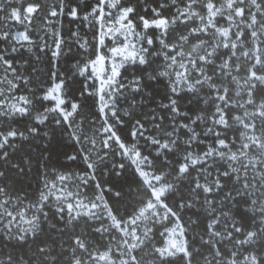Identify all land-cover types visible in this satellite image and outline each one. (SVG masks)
I'll return each mask as SVG.
<instances>
[{
    "label": "snow or ice",
    "instance_id": "6c2138e0",
    "mask_svg": "<svg viewBox=\"0 0 264 264\" xmlns=\"http://www.w3.org/2000/svg\"><path fill=\"white\" fill-rule=\"evenodd\" d=\"M180 2L184 6L177 7L171 17L162 14L161 9L166 7V4L162 3L150 9L152 18H146L138 15L136 7H121V0H97L96 6L84 16L85 20L94 17L100 23L101 44L105 36L116 33L125 35V40L128 36H135L138 42H142L138 49L131 43H125L123 48H113L111 52L114 56H122L125 61L131 60L140 65L151 66L153 61L150 58L163 53L165 62L161 66L159 76L171 77L174 74L175 78L171 79L170 96L165 97L168 103L163 105L161 111L171 113L173 123L168 126L171 127L169 132L163 123L157 122L163 121L167 118L166 116L153 117L154 127L151 131L158 135H146L145 133L149 130L140 120L133 125L130 135L133 138L143 139L146 146L155 149L156 155L152 159H149L151 153L143 155L137 145L126 146L113 130L114 125L108 123L109 112L105 110L110 111L111 117L115 118L117 123L121 122L116 109L118 101L114 100L113 96H118L128 88H131L133 92H139L140 81L133 80L128 85L120 82L119 69L123 67V63L114 64L110 75L101 82L100 88L90 94H99L100 97L99 110L105 121L103 132L107 134L104 146L110 147V142H115L121 154L127 156L136 166L148 199L142 201L143 207L129 220L113 215L112 209L103 200L102 194L97 195L94 200H89L87 204L83 201L76 204L69 203L66 205L69 217L65 221V229L69 223L77 222L82 217L100 220L101 216L107 215L112 222L110 228L101 224V227L96 228L95 231L110 234L111 229L122 233L119 240L113 237V240H116V249L120 251L121 256L127 257V259H122L120 264H142L138 256L133 253L137 249L143 250V247H147L146 242L150 240L152 230L147 228L142 234H138L137 221L147 219L146 213H150L153 218L159 216L161 220L174 218V226L166 228L161 234L167 237L164 246L152 249L153 257L158 259L160 264H171L169 258L177 256L180 257L182 264H192L196 256L203 257V253L192 250L191 244L185 239V228L180 223V216L177 211L173 210V207L165 203V199L168 198L166 194L175 197L179 191L175 187V182H167L168 177L175 173L177 177L187 178V194L181 193V203L178 208H191L197 202H200L201 207L206 206L204 218L208 222L204 227V235H207L209 239L203 241L202 247L207 249L211 260L203 257L205 264H264V0H223L220 7H217L213 0H206L203 3L201 0H180ZM172 6L176 7V0H172ZM2 8L3 5H0V9ZM197 8L200 11H196ZM113 9H118V16H113ZM38 11V4H29L26 8L13 9L9 19L21 25H27ZM63 11L61 7L60 12L53 10L49 16L56 17ZM225 12L228 13L227 27H218L216 18L223 19ZM68 14L74 19L79 18V9L70 7ZM134 20H138V23L142 25V32L136 31L137 25ZM192 23L196 26L188 29L187 35L177 37L180 46L187 44L190 38L197 41L192 44L185 60L184 53L178 52V45L168 42L169 29L172 25ZM149 30H153L151 34ZM155 30L159 31V35ZM208 33H211L209 39H199L201 35ZM57 37L54 41L55 50L51 52L53 60L60 57L63 52V38L58 34ZM246 40L251 41V46L242 51ZM0 41L14 42L10 44V50L13 53L19 50L16 45L22 46V42H32L27 27L24 32H17L15 35H11L10 31L0 32ZM157 45L158 49L153 51L152 49ZM44 46L48 47L47 44ZM129 48L133 51L128 52ZM221 48L229 50L226 59L223 58L224 54L218 55ZM201 51L202 55L199 54ZM172 52L177 54L173 55ZM238 52L246 58V65L237 62ZM104 60V56L98 55L96 60L79 69L80 74L83 75L90 66L95 68ZM217 60L220 61L219 72L216 71ZM13 63L14 60L7 58L6 50H0V71L6 74L3 79L9 90L16 88V84L7 79V74L11 73L15 79L20 78L16 76ZM209 70H211V75L208 74ZM156 71L157 69H153L154 73ZM233 71L238 74L243 71L245 75L237 78L233 76ZM95 74L93 71L92 75ZM224 77L228 78L227 84H225ZM63 88L64 82L61 80L45 91L38 101L40 107L43 108V101H52L53 106L44 108L43 111L37 110L34 116L32 109L35 105L29 97H15L16 103L9 104L7 107L3 101H0V117L28 115L37 124H44L49 114L55 113L59 117L56 123L67 122L77 112L79 105L71 103V111L66 109L65 100L60 95ZM205 88H207V98L201 97L196 102L199 104L203 99L208 108L202 109L205 115L197 117V121L201 119L205 123L210 121V126L206 131L198 134L195 129L189 128L188 124L177 125L175 121L177 117L191 119L187 114L180 112L179 102L183 98L181 93L199 96ZM0 96H3L2 92ZM178 127L188 129L190 133V135L185 133L188 139L183 142V145L176 135ZM229 131L238 133L235 140L229 139L227 135ZM30 132L36 133L37 128L33 127ZM23 135L15 129L0 132V160L8 159L9 153L6 149L10 147L11 140ZM201 135L205 139L211 136L212 139L211 143L205 146V151L197 152L192 146L193 142L202 143L198 140ZM236 141H239V146ZM181 151L183 155H179ZM168 155L177 157L176 163L172 165V171L167 174H158L163 173V166L167 163ZM161 156L165 157L163 162H161ZM69 159H75V157L70 156ZM88 159L86 157L85 162L89 169H93L94 164L88 163ZM235 164H239V167L234 166ZM210 167L217 169L215 176L209 170ZM146 168L150 170L146 171ZM220 168L225 170L219 171ZM193 172H197L195 178L192 176ZM249 174L251 179H249ZM0 175L4 173L0 172ZM68 178L59 177L61 181ZM89 178L94 180L95 176L88 177L86 174L82 177L85 186ZM229 182H231V187H229ZM99 187L100 185L97 184V188ZM226 188L227 192H225ZM4 192L5 190L0 188V194ZM221 196L222 198L217 201L216 198ZM47 199L48 196L42 195V200ZM241 204L247 205L244 211L240 210ZM76 209H83V211L78 212ZM158 209H162V215ZM64 210L63 207L57 209L59 213H63ZM7 215L11 217L10 213ZM61 219H64L62 215ZM29 223L32 225L30 229L32 235L44 246H38L36 252L27 261H18L15 257H9L6 264H14V261L15 264H58V260L64 256H67L64 264H85V255L89 261L110 259L109 254L113 251L111 247L102 254L94 255L89 251L91 244L82 235L74 232L70 236L69 249L61 250L53 255L56 241L52 240L51 248H49V241L40 239L43 229L40 227L39 219L33 217ZM52 231L56 229L53 228ZM238 236L242 239H237ZM26 238L23 235L18 237L21 241ZM257 241L261 245L259 249L255 247ZM226 244H231L233 250L229 252ZM245 245L249 247L245 248ZM241 249L243 252L240 251ZM111 264H115V261H111Z\"/></svg>",
    "mask_w": 264,
    "mask_h": 264
},
{
    "label": "trees",
    "instance_id": "16d2710c",
    "mask_svg": "<svg viewBox=\"0 0 264 264\" xmlns=\"http://www.w3.org/2000/svg\"><path fill=\"white\" fill-rule=\"evenodd\" d=\"M201 2H206V0H201ZM213 2L217 4V7H220L223 0H213ZM96 3L97 0H0V5H3V8L0 9V32L10 31V34L14 35L16 31H25L27 27L32 41L31 43L22 42V46L16 45L19 50L15 53L10 50V44L14 42L0 41V50H6L7 58L14 60L16 76L20 77L15 79L11 73L7 74V79L16 84V88L9 90L3 79L6 74L0 71V92L3 93V96H0V101H3L7 107L9 104L16 103L15 97H29L35 105V108L32 109L34 116L37 110L43 111L44 108L53 106L52 101H43V108H41L38 101L54 82L63 80L62 95L65 98V107L70 109L71 103L79 105L77 112L67 122L61 121L59 124L56 123L59 117L55 113L49 114V118L44 124H37L28 115L17 114L8 118L0 117V132L15 129L24 134L11 140L10 147L6 149L9 153L8 159L0 160V172L4 173V175H0V188L5 190L3 194H0V264H6L9 257H15L18 261H27L36 252L38 246H44L32 235L30 231L32 226L25 230L10 226L8 213L11 214V218L14 214L18 218L21 213L25 216L37 217L40 227L43 229L40 239L48 240L49 248H51V241H56L53 255L61 250L69 249L70 236L74 232L82 235L91 244L89 251L94 255L111 247L114 259L121 256V253L117 252L119 250L116 249V240L120 239L121 233L111 229L110 234L95 231L96 228L101 227V224L110 228L112 222L107 215L101 216L100 220L82 217L77 222L69 223L65 229V221L69 217L66 206L58 207L50 197L47 200H42V195L51 187V184L60 180V176L69 177L63 183L67 190L77 193L78 196L91 199L102 194L103 200L112 209L113 215L118 218L122 217L124 220L133 217L143 207L142 201L148 199L136 166L127 156L121 154V150L115 142H110V147L104 146L107 134L103 132L105 121L99 110V95L90 94L97 90V79L92 75L90 69L83 75L79 71L82 66L93 61L98 54L107 55L109 48L113 45L110 38H105L103 44L100 43L99 22L94 17H89L88 20L84 19V16L96 6ZM162 3L166 4V7L161 9L162 14L166 17H171L177 7L184 6L180 0H176V7L172 6V0H147V7L146 0H121L120 6L136 7L138 15L152 18L150 9L158 7ZM29 4L39 5V11L34 14L31 22L21 25L9 19L13 9L26 8ZM61 7L64 9L62 14L56 17L49 16L53 10L60 12ZM70 7L79 9V18L74 19L68 14ZM196 11H200V9L197 8ZM216 22L218 26H227L225 17L223 19L217 17ZM134 23L138 28H142L138 20H134ZM195 26V23L172 25L169 29L168 42L177 44L178 52L188 53L192 44L197 41L190 38L187 44L180 46L177 37L187 35L188 29ZM152 31L149 30V34ZM155 31L159 35V31ZM57 34L63 38V52L60 57L53 60L51 52L55 50L54 41L58 38ZM210 35L211 33L201 35L199 39L207 40ZM45 44L48 45L47 48H45ZM81 45L84 46L81 47ZM250 46L251 41L246 40L241 50H247ZM158 47L157 45L152 50L156 51ZM228 53V49L221 48L218 55L224 54L223 58L226 59ZM171 54L174 55L176 52ZM199 54L202 55L203 52L201 51ZM150 59L153 61L151 66L128 62L120 69L118 77L120 82L128 85L133 80L140 81L139 92H133L131 88H128L114 97V100L118 101L116 109L121 122L117 123L116 119L111 117L108 109L105 111L109 112L108 123L114 125L113 130L121 141L126 146L137 145L143 155L151 153L149 159H152L156 155L155 149L146 146L143 139L133 138L130 133L135 122L140 120L149 130L145 133L146 135H158L151 129L154 127L153 117L161 116L167 118L157 122L163 123L167 131H171V127H168L173 123L171 113H166L161 109L168 103V99L165 97L166 95L170 96L171 79H174L175 76L174 74L171 77L159 76V71L162 70L161 66L165 62L163 53L158 56L153 55ZM236 60L242 65L247 63L246 58L242 57L239 52ZM216 65V71L219 72V60L216 61ZM153 69H157V71L154 73ZM208 74L211 75V70L208 71ZM232 74L237 78L245 75L243 71H240L239 74L233 71ZM223 79L227 84L228 78L224 77ZM241 83H243L242 80ZM206 94L207 88L199 96L181 93L183 98L179 102L180 112L187 114L191 119L177 117L175 123L177 125L188 124L189 128L195 129L198 134L206 131L210 126V121L207 123L203 119L197 121V117L205 115L202 109H207L208 105L203 102V99L199 104L196 102L201 97L207 98ZM193 121L197 122L193 123ZM33 127L37 128L36 133L30 132ZM185 133H189V130L177 128L176 135L182 145L188 139V135ZM227 135L229 139L235 140L238 133L229 131ZM211 139V136L205 139L201 135L198 140L202 143L193 142L192 147L197 152H203L206 150L205 146L211 143ZM236 143L239 146V141ZM179 155H183V152L181 151ZM70 156H74L75 159H69ZM86 157L89 158L88 163L94 164L93 169L88 168L85 162ZM160 159L163 162L165 157L161 156ZM176 160L177 157L168 155L167 163L163 166V173L158 174L170 173ZM234 166L239 167V164ZM209 170L215 176L217 169L210 167ZM218 170L224 171L225 169ZM86 174L88 177L95 176V179L89 178L88 184L85 186L82 177H85ZM196 175L197 172L192 173L193 178ZM241 176H243V172H241ZM249 179H251L250 174ZM167 182H175V187L179 191L175 197L166 194L168 198L165 199V203H168L169 207H173V210L177 211L180 216V223L185 228V239L191 244L192 250L203 253V257H207L210 261L211 256L207 249L202 247L203 241L209 239L207 235H204V227L208 222L204 218L206 206L201 207L200 202H197L191 208H178L181 203V193L187 194V178L177 177L173 173L168 177ZM97 184L100 185L99 188H97ZM229 187H231V182H229ZM227 191L226 188L225 192ZM221 198L222 196L216 199L219 201ZM61 207L65 209L63 213L57 211ZM245 208L247 205H240L241 211H244ZM233 210L235 211V208ZM159 212L162 215V209H159ZM61 215L64 217L63 220ZM147 222L148 228L152 230L150 240L146 242L147 247H143V250L137 249L133 254L138 256L142 264H160L158 259H154L152 249L163 245L164 235L161 234L164 233L166 227L175 223V220L174 218L161 220L159 216L155 218L151 216ZM53 228L56 231H52ZM22 235L27 237L26 240L18 239ZM113 237L116 240H113ZM237 239H242V237L238 236ZM225 246L229 252L233 250L231 244ZM260 246V242L257 241L255 247L259 249ZM244 247L248 248L249 246L245 245ZM240 251L243 252V249ZM203 257L197 255L192 264H205ZM66 259L67 256L59 259L58 264H64ZM84 259L85 264L93 262L88 260L87 255L84 256ZM169 260L171 264H182L179 256L169 258Z\"/></svg>",
    "mask_w": 264,
    "mask_h": 264
},
{
    "label": "rangeland",
    "instance_id": "374dc122",
    "mask_svg": "<svg viewBox=\"0 0 264 264\" xmlns=\"http://www.w3.org/2000/svg\"><path fill=\"white\" fill-rule=\"evenodd\" d=\"M219 7V6H218ZM106 11H108V9H105ZM112 13H113V16H118L119 12H118V9H113L112 10ZM227 15L228 13L225 12L224 14V17L227 18ZM237 20H239V18H237ZM107 27V23L105 25ZM218 26V25H217ZM118 27V26H117ZM218 27H227V26H218ZM102 29L100 27V23H99V32L101 33ZM136 31L137 32H142L143 29L142 28H138L136 27ZM17 32H24V31H16L14 33V35L17 33ZM100 37V35H99ZM105 38H110L111 41H112V46L109 48V51L107 53V55H102V54H98L100 56H104L105 57V60L102 62V63H99L95 66V68L93 67H89L91 73H93V71H95V78L97 79V90L100 88L101 86V82L106 80L108 75H110L111 73V68L114 64H120V63H123V65L125 63H128V62H133L131 60H127L125 61L124 58L122 56H114L113 53L111 52V49L113 48H123L124 44L125 43H131V44H134L135 47L138 49L140 46H141V43L142 42H138L137 40V37L135 36H128L127 40H125V35H121L119 33H116L115 35H108V36H105L104 37V40ZM128 52H131L133 51L132 48H129L127 50ZM177 54V53H176ZM174 54V55H176ZM125 55H127V53H125ZM185 55V60L187 59V53L184 54ZM97 58V57H96ZM96 58L94 60H96ZM90 63V62H89ZM88 63V64H89ZM84 66H82L83 68ZM121 69V68H120ZM119 69V71H120ZM60 81L58 82H54L48 89H50L55 83H59ZM47 89V90H48ZM61 97L65 100V98L63 97L62 95V92H61ZM99 95V94H98ZM115 96H113V99H114ZM105 99L107 100V96L105 97ZM99 100H100V97H99ZM54 103V102H53ZM66 109L68 111H71V108H67ZM146 171H148L149 169H145ZM251 172V170H250ZM159 186V185H158ZM69 193H71V195H68ZM46 196H48V198L50 197L54 203L59 207V206H62V205H67L69 203H72V204H76L78 203L79 201H83L85 204L88 203L89 200H94L96 197L94 198H91V199H85L81 196H78L77 193L73 192V191H70V190H67L66 188V185L63 183V181L59 180L57 183H53L51 184V187L45 192ZM59 197V199H58ZM67 208V207H66ZM76 211H83V209H76ZM140 211V210H139ZM138 211V212H139ZM159 211V209H158ZM137 212V213H138ZM136 213V214H137ZM75 214V213H74ZM135 214V215H136ZM134 215V216H135ZM146 217H148L147 219H142V220H139L137 221L139 227L137 229V233L138 234H142L144 230H146L148 228V220L149 218L151 217V214L150 213H146L145 214ZM133 216V217H134ZM132 218V217H131ZM130 218V219H131ZM33 220V217L31 216H25L24 214L21 213V216L17 218V216H15V214L13 215V217L9 219V225L10 226H15V227H20L21 230H25V229H28L30 228L32 225L29 223L30 221ZM129 220V219H128ZM175 223H173L172 225L166 227V228H171L174 226ZM165 228V229H166ZM165 232V230H164ZM122 234V233H121ZM167 240V237L164 236V243L163 245H161L160 247L164 246L165 242ZM107 251V250H106ZM105 251H102L101 253L99 254H102L104 253ZM117 252H120V251H117ZM109 257L110 259L109 260H99V261H93L91 264H111V261H115V264H120V261L122 259H127L126 256H120L118 259H114L112 254L110 253L109 254Z\"/></svg>",
    "mask_w": 264,
    "mask_h": 264
}]
</instances>
